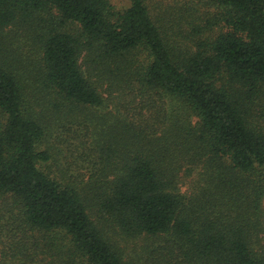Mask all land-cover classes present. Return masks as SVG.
Returning <instances> with one entry per match:
<instances>
[{
  "label": "trees",
  "instance_id": "1",
  "mask_svg": "<svg viewBox=\"0 0 264 264\" xmlns=\"http://www.w3.org/2000/svg\"><path fill=\"white\" fill-rule=\"evenodd\" d=\"M156 2L0 0V264H264V0Z\"/></svg>",
  "mask_w": 264,
  "mask_h": 264
},
{
  "label": "rangeland",
  "instance_id": "2",
  "mask_svg": "<svg viewBox=\"0 0 264 264\" xmlns=\"http://www.w3.org/2000/svg\"><path fill=\"white\" fill-rule=\"evenodd\" d=\"M110 2L117 9H123V8H126L128 6V0H110ZM157 2L161 3V6H160L161 11L167 10V14L170 13V14H174V15H175L176 10H174L172 7L181 8V7H185L184 5L191 4L189 2V0H157ZM148 3H150V2L148 1ZM171 8L174 11L171 10ZM166 18H167V15H166ZM174 19H175V17H173V20ZM190 180H191V176H183L182 177L181 183H180V191L181 192H188L189 191V187H190L189 181ZM125 246H126V248H125L124 257L126 259L132 258L137 263L141 264L142 259L144 258L143 251H141V248H140L141 241L130 240L129 242H127V244Z\"/></svg>",
  "mask_w": 264,
  "mask_h": 264
}]
</instances>
